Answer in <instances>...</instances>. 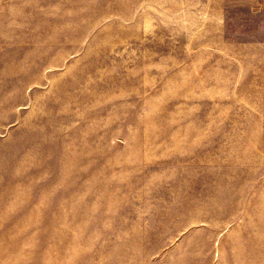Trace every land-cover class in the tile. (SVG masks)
Returning a JSON list of instances; mask_svg holds the SVG:
<instances>
[{
  "label": "rangeland",
  "instance_id": "obj_1",
  "mask_svg": "<svg viewBox=\"0 0 264 264\" xmlns=\"http://www.w3.org/2000/svg\"><path fill=\"white\" fill-rule=\"evenodd\" d=\"M0 264H264V0H0Z\"/></svg>",
  "mask_w": 264,
  "mask_h": 264
}]
</instances>
